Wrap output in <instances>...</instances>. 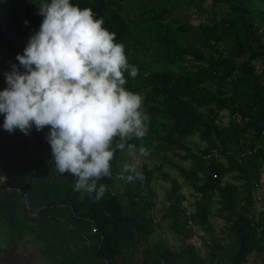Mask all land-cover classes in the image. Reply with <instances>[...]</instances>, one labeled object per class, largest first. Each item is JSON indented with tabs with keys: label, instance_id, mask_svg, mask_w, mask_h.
Segmentation results:
<instances>
[{
	"label": "trees",
	"instance_id": "1",
	"mask_svg": "<svg viewBox=\"0 0 264 264\" xmlns=\"http://www.w3.org/2000/svg\"><path fill=\"white\" fill-rule=\"evenodd\" d=\"M45 2L0 0V59L7 62L0 91L12 65L23 72L16 56L39 30ZM70 2L91 8L124 45L129 65L138 69L135 78L124 73V87L143 97L147 134L128 141L135 151L127 144L115 151L111 177L97 182L107 190L96 200L74 191L75 178L56 170L49 127L9 133L0 114V176L6 177L0 180V255L30 248L40 264H244L254 254L253 264H264V211L255 208L264 201L253 196L264 168V0ZM190 7L203 16L197 24L190 23ZM141 146L156 165L133 166L144 178L128 182L136 173L123 166ZM163 167L189 186L192 210L181 204L180 185ZM122 172L125 179H118ZM156 178L170 183L157 221L150 214ZM210 218L221 220L218 232ZM162 220L178 243L174 251L153 236ZM194 227L204 233L202 255L186 243Z\"/></svg>",
	"mask_w": 264,
	"mask_h": 264
},
{
	"label": "clouds",
	"instance_id": "2",
	"mask_svg": "<svg viewBox=\"0 0 264 264\" xmlns=\"http://www.w3.org/2000/svg\"><path fill=\"white\" fill-rule=\"evenodd\" d=\"M38 14L43 17L39 30L16 56L23 72L12 65L4 74L2 127L24 135L33 126L37 132L49 127L46 140L56 170L75 178L74 191L90 198L94 193L100 200L107 187L97 182L111 177L115 151L126 144L129 152L135 151L128 141L147 134L150 118L141 111L143 97L124 87V73L135 78L138 69L129 65L124 45L115 42L116 34L104 28V19L95 18L91 8L50 0ZM139 154L147 157L150 151L141 146ZM123 172L136 170L125 164ZM123 172L118 179H125ZM143 178L141 173L126 177L128 182Z\"/></svg>",
	"mask_w": 264,
	"mask_h": 264
},
{
	"label": "rangeland",
	"instance_id": "3",
	"mask_svg": "<svg viewBox=\"0 0 264 264\" xmlns=\"http://www.w3.org/2000/svg\"><path fill=\"white\" fill-rule=\"evenodd\" d=\"M208 4V2H205L204 6ZM194 12L193 8L190 7L187 9V14L189 15V20L190 23L192 24H197L203 16H198L196 14H192ZM0 71L6 67L7 62L4 60L0 59ZM221 125L226 124V117L225 116H220ZM197 141L196 139H194ZM200 146H203V143L199 142ZM180 165L186 167L188 164L187 162H180L178 161ZM130 163L132 166L139 168L142 163H145L148 168H153L156 165V160L152 159L150 156L144 157L141 156L140 154H133L130 156ZM164 171H168L169 175L172 176L180 185V190H179V195L183 197V200L181 204L187 209V210H192L193 207H189L188 203L191 198V190L186 183L182 181L181 178H179L176 174L175 170H169L165 167L162 168ZM226 180H229V177H226ZM3 182V180H2ZM5 183V181L3 182ZM170 183L168 181H164L160 178H156L155 183L153 185L154 191L156 193V196L153 200V206L150 211V214L152 215L154 220H159L161 211L163 208L166 206V201L164 200L165 192L169 189ZM253 196L256 199H260L264 201V168L260 170V179L259 183L256 185L255 190L253 191ZM264 203V202H263ZM216 205L213 204V208ZM256 210H261L264 211V204L256 203L255 204ZM210 222L216 232H218V228L221 225V220L217 218H210ZM161 230L155 231V234L153 235L154 237H159L161 238L165 244L169 247L170 251H174L178 248V243L176 240L170 235V233L166 229V221H161L160 222ZM204 237V233L200 231L197 227L193 228V235L189 239L186 240V243L192 244L195 251L199 254L202 255L204 252L203 249V244L201 243V239ZM27 248V247H26ZM140 261V254L139 252L135 254L134 260ZM258 259L254 254H250L246 258V262L244 264H253L255 261ZM0 264H40V260L38 256L35 254L33 249H24V248H15L12 250H9L7 254L0 255Z\"/></svg>",
	"mask_w": 264,
	"mask_h": 264
}]
</instances>
